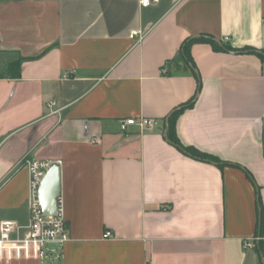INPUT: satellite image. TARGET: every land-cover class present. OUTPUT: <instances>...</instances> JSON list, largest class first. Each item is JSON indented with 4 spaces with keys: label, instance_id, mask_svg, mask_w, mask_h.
<instances>
[{
    "label": "crops",
    "instance_id": "0c3cea01",
    "mask_svg": "<svg viewBox=\"0 0 264 264\" xmlns=\"http://www.w3.org/2000/svg\"><path fill=\"white\" fill-rule=\"evenodd\" d=\"M143 1L0 0V223L26 233L39 160L70 237L1 264H264V0ZM199 37L251 51L196 43L187 64ZM183 107L179 141L219 163L169 141Z\"/></svg>",
    "mask_w": 264,
    "mask_h": 264
},
{
    "label": "built area",
    "instance_id": "2783aa9c",
    "mask_svg": "<svg viewBox=\"0 0 264 264\" xmlns=\"http://www.w3.org/2000/svg\"><path fill=\"white\" fill-rule=\"evenodd\" d=\"M154 2L157 3L158 0ZM150 3V0H144L142 5L148 6ZM54 105L55 103H51L49 106ZM121 124L123 130H126L128 126H138L141 130H149L155 126V121L131 118L123 120ZM26 165L30 174L28 198L30 222L24 236L17 239L12 238L14 233L20 231L15 222L0 223V264L5 258L60 260L63 246L70 240L60 198L58 199V213L54 217H47L43 214L39 201L40 184L52 164L29 160ZM112 236V232L105 234V238Z\"/></svg>",
    "mask_w": 264,
    "mask_h": 264
},
{
    "label": "trees",
    "instance_id": "16d2710c",
    "mask_svg": "<svg viewBox=\"0 0 264 264\" xmlns=\"http://www.w3.org/2000/svg\"><path fill=\"white\" fill-rule=\"evenodd\" d=\"M196 43L210 44L213 47V49L216 51H233V52L251 51L250 49L237 50L231 46H223L219 42H217L211 38H207V37L191 38V39L187 40L182 46V54H183V57L185 58L187 64L193 65V60H192V57L190 54V48L193 44H196ZM261 56L264 59V54H262ZM20 73H21V62L20 61L11 63L7 72H6L7 76H10V77H19ZM191 104H192V102L189 103V106ZM185 107H187V106H185ZM185 107H183L179 110H176L172 114V117L170 119V124H169V131H168L169 141L195 159L219 163V160H217L216 158H214L210 155L204 154V153L200 152L199 150H197L196 148L183 146L181 144V142L179 141V139L175 133V121H176L177 117L182 113V111ZM262 229H263V222L261 223V225H259V233H262ZM261 249H262V247H261Z\"/></svg>",
    "mask_w": 264,
    "mask_h": 264
},
{
    "label": "water",
    "instance_id": "95a60500",
    "mask_svg": "<svg viewBox=\"0 0 264 264\" xmlns=\"http://www.w3.org/2000/svg\"><path fill=\"white\" fill-rule=\"evenodd\" d=\"M38 196L43 214L47 217L56 216L58 199L61 196V167L58 164H53L47 171L40 184Z\"/></svg>",
    "mask_w": 264,
    "mask_h": 264
}]
</instances>
